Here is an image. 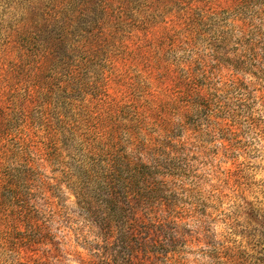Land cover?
I'll return each instance as SVG.
<instances>
[{
    "label": "rangeland",
    "instance_id": "1",
    "mask_svg": "<svg viewBox=\"0 0 264 264\" xmlns=\"http://www.w3.org/2000/svg\"><path fill=\"white\" fill-rule=\"evenodd\" d=\"M83 2L0 0V98L2 91L24 86L22 79L27 70L21 61L22 53L7 44L9 34L25 25L72 23L75 19L66 14L80 12ZM130 3V24L113 21V27H109L116 33L110 34L111 47L101 59L108 60L104 62L105 73L97 68V74L90 73L83 82L95 80L93 84L97 86L104 81L107 93L101 97L118 104L114 114L117 123H131L138 110H145L143 116L151 125L175 123V134L181 136L174 139V144H181L177 149L183 150L169 163L175 170L167 178L171 182L130 183L131 193L123 194L121 201L130 198L133 204L119 205L115 223L123 231L136 224L133 228L139 243L157 239L150 212L143 211L137 203L145 197L160 199L174 205L170 213L174 223L166 229L168 239L160 238L166 245L164 249L174 254L170 253L172 261H158L154 254L144 252L142 257L151 256L149 264H264V246L253 231L261 228L248 216L250 207L264 209V83L245 76L237 84L233 70L220 65V60H233L239 47L233 41H220L212 47L199 32L201 27H191V22L195 26L194 18L200 14L202 3ZM262 3L252 36L260 52L264 48V0ZM230 5L223 2L221 9ZM193 76H198L201 86L210 84L223 90L221 99L229 108L222 117L230 121L211 117L199 107L184 115L190 97L187 80ZM241 85L246 89L236 87ZM2 104L0 178L8 177L9 182H3L0 188V232L14 222L17 230L31 231L36 238L45 235L47 243L27 253L2 247L0 264H82L92 254L100 253L102 247L96 246V238L77 207L75 182L63 177L62 170L66 162L72 163L70 156L80 154L81 143L74 136L79 135L76 120L80 117L76 114L83 115L84 122L97 116L100 100L87 97L80 110L71 107L67 111L69 131L59 139L64 149L53 163L43 159L50 144L35 122L37 119L24 122L17 105L4 113ZM109 108L102 105V110ZM68 138L71 141H66ZM59 160L64 163L60 165ZM117 245V250L122 251V245ZM224 248L225 254H220ZM212 251L216 257H229L230 261L214 259ZM29 254L32 262L28 261Z\"/></svg>",
    "mask_w": 264,
    "mask_h": 264
},
{
    "label": "trees",
    "instance_id": "2",
    "mask_svg": "<svg viewBox=\"0 0 264 264\" xmlns=\"http://www.w3.org/2000/svg\"><path fill=\"white\" fill-rule=\"evenodd\" d=\"M130 2L131 0H84L83 8H79L80 12L75 14L76 11L72 10L66 14L75 19L72 23H38L17 27L9 34L7 41L10 47L22 53L21 61L28 67L26 66L25 78L22 79L24 86H16L9 92L2 91L0 102L3 103L4 113L17 105L24 122L37 119L35 122L47 134L50 144V151L42 155L43 159L53 163L62 156L64 148L59 139H63L69 131L67 111L71 107L80 110L81 103L87 97L100 100L97 116H90L84 122L83 115L76 114L80 117V120H76L79 135L74 136L81 143L80 154L70 156L72 163L66 162L62 170L63 177L75 182L73 188L77 207L96 238V246L102 247L100 253L92 254L82 264H149L151 256L142 257L144 252L154 254L158 261H172L170 253L174 254L164 249L166 245L160 239H168L166 229L174 223L170 217L174 205L160 199L150 201L152 189L147 192L149 198L141 199L137 205L142 206L143 211L150 212L157 239L139 243L135 240L137 237L135 227L133 228L136 224H130L123 231L115 223L114 217L119 205L125 203L130 207L133 204L130 198L125 202L121 201L123 194L128 196L131 193L130 183L171 182L167 178L175 170L169 163L183 150L177 149L181 144H174V139L181 136L175 134L177 126L173 122L161 126L151 125L143 116L145 110L144 113L138 110L137 117L131 123H117L114 114L119 110L118 104L101 97L107 93L104 81L97 86L93 84L95 80L88 84L83 82L90 73L96 75L97 68L99 72L105 73L104 62L108 60L101 59H104L111 47L110 34L116 33L110 32L109 27H113V21L124 26L130 24ZM196 2L203 6L199 8L198 17L194 18L195 26L191 22V27H201L199 32L212 47L220 41H233L239 47L233 60H220V65H227L233 70V80L237 84L240 77L245 76H252L264 83V48L261 52L257 50V43L252 37L256 33L253 23L259 19L258 10L263 5L262 0ZM223 2L230 3V7L221 9ZM207 26L212 29L208 30ZM235 36L237 38L234 39ZM197 79L198 76H193L187 80L190 97L184 106V115L199 107L220 121L229 120L222 117L224 110L229 108L221 99L223 90L213 88L210 84L201 86ZM236 87L246 89L244 85ZM93 88L96 89L89 93ZM102 105L111 108L105 111L102 110ZM217 124L220 128L223 127L221 122ZM179 127L184 130L183 124ZM66 141L71 140L68 138ZM59 144L61 148L58 150ZM63 163L59 162L60 165ZM3 182H9L8 177L0 178V188L3 187ZM248 216L261 228H253V231L257 233L258 242L264 246V209L250 207ZM44 237L41 234L36 238L31 231L17 230L13 222L0 232V248L32 252L47 243ZM117 244L122 245V251L117 250ZM226 249L220 250V254H225ZM211 254L214 259L230 261L229 257H216L214 251ZM33 260V256L29 254L28 261ZM38 260L35 259V262Z\"/></svg>",
    "mask_w": 264,
    "mask_h": 264
}]
</instances>
